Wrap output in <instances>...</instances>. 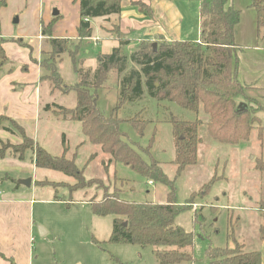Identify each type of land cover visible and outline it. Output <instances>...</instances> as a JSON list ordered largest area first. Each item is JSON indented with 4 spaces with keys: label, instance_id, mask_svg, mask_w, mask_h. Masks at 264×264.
<instances>
[{
    "label": "rangeland",
    "instance_id": "obj_1",
    "mask_svg": "<svg viewBox=\"0 0 264 264\" xmlns=\"http://www.w3.org/2000/svg\"><path fill=\"white\" fill-rule=\"evenodd\" d=\"M229 1L240 13L239 22L243 15L240 27L249 31L250 16L246 10L256 13L251 6L252 0L249 4L247 0ZM200 3V0L184 1L186 20L198 15ZM255 19L259 43L264 44V28L257 29V16ZM107 27L111 34L115 24ZM234 42L236 53L246 50L237 34ZM137 46L136 41H130L121 48L122 55L129 57ZM68 48L73 51L74 46L69 44ZM95 50L92 43H82L78 58L87 62ZM64 55L62 61L55 60L63 85L42 81V103L37 117L39 146L52 156H60L65 149V157L74 158L81 178L76 180L60 172L38 169L37 179L47 181L51 188H43L45 190L40 195L44 194L39 199L51 195L64 204L36 205V210L41 211L40 227L47 231V235L41 237L37 232L33 243V264H159L151 247L105 243L113 218L95 216L87 202L100 201L104 194L114 192L119 193L124 201L166 204L171 200L183 208L174 223L192 234L193 261L179 264H208L206 251L209 248H232L234 239L243 243L245 250L258 248L255 236L264 224V175L256 165L264 161V90L246 88L245 100L237 99L238 106L249 108L258 117L255 118L258 122L253 123L249 137L234 146L213 140L203 123L206 117L199 111L202 125L198 127L197 161L182 172L172 163L175 149L170 118L191 122L195 115L174 103L152 99L146 92L141 99L124 104L117 112L119 131L145 164L158 163L170 183L164 185L151 181L152 184L148 185L137 171L122 163H111L110 156L83 135L79 122L56 119L52 112L45 110L46 105H49V111L54 110L52 105L75 106V95L68 92L76 83L75 63ZM45 58L42 56L41 61ZM133 68L135 66L128 63L127 70ZM45 74L43 70V76ZM112 78L106 88L97 93V108L106 117L112 114L119 94ZM31 154L26 152L23 161L32 162Z\"/></svg>",
    "mask_w": 264,
    "mask_h": 264
},
{
    "label": "trees",
    "instance_id": "obj_2",
    "mask_svg": "<svg viewBox=\"0 0 264 264\" xmlns=\"http://www.w3.org/2000/svg\"><path fill=\"white\" fill-rule=\"evenodd\" d=\"M74 1L79 5L78 42L74 45L68 39L48 40L49 49L42 53L43 57L46 56L41 61L46 73L42 80L63 85L55 60L67 54L75 63L76 83L68 89L75 95V106L67 108L52 105V115L63 121L79 122L83 135L98 146L102 153L109 155L111 163L130 167L148 182L170 184L158 163L145 164L118 129L117 112L124 104L141 99L145 92L152 99L174 103L195 115V120L191 122L170 118L175 149L172 163L179 172L196 164L200 143L198 127L202 125L198 114L201 109L206 117L203 123L213 140L234 146L249 137L258 117L249 108L239 107L237 103L238 98L245 100V89L250 87L242 85L237 78L238 59L234 37L240 13L229 4V0H200L199 41H164L156 44L155 52L152 43L142 41L129 57L122 55L121 48L129 45V41L121 36L115 24L110 35L117 39L118 47L107 54L98 53L95 69L84 68L76 61L79 45L92 37L91 21L118 16L124 1H129L139 12L149 15V3L152 0ZM4 3L5 0H1L0 6ZM251 6L257 15V29L264 28V0H252ZM51 26L52 23L41 30L43 36L49 35ZM69 44H73V51L68 48ZM5 61L0 47V66ZM128 63L135 68L127 70ZM111 78L119 94L112 114L106 117L97 108V93L106 88ZM48 106L45 107L47 111ZM0 130L21 139L19 144L1 141L0 158L11 156L23 161L25 153L30 151L31 161L37 169L60 172L76 180L81 178L74 158L65 157V149L60 156H52L29 138L15 121L4 115H0ZM256 169L264 175V161L257 164ZM41 184L48 185L38 182V185ZM90 207L95 216L113 218L107 243L151 247L159 264L192 263L193 236L175 225L176 216L183 211L175 202L169 200L166 204H139L124 201L120 199L119 193L114 192L104 194L100 201L92 200ZM259 235L264 242V224L259 228ZM233 242L232 248H209L206 251L208 264H261L260 252L245 250L244 244L235 239ZM0 257L9 264H15L3 255Z\"/></svg>",
    "mask_w": 264,
    "mask_h": 264
},
{
    "label": "crops",
    "instance_id": "obj_3",
    "mask_svg": "<svg viewBox=\"0 0 264 264\" xmlns=\"http://www.w3.org/2000/svg\"><path fill=\"white\" fill-rule=\"evenodd\" d=\"M184 1L152 0L149 15L139 12L129 1L122 2L118 16L91 21L92 37L83 43H92L97 50L87 62L78 58L77 54V64L95 69L98 53L107 54L118 47L117 39L110 35L107 27L111 23L118 26L125 40H134L138 44L142 41L152 44L164 41L198 42L199 12L186 20ZM229 4L233 7L230 1ZM246 11L250 16L249 31L240 27L242 14L235 29L238 41L246 48L242 53H237V78L242 85L261 91L264 90V44L259 43L256 33V13ZM50 23L49 35L43 36L41 30ZM78 25L79 5L74 0H5L4 5L0 6V47L6 57L5 63L0 66V115L15 121L37 145L40 141L37 117L42 103V53L49 49V39H68L75 45L78 42ZM245 32L248 33L245 35ZM80 47L81 44L78 53ZM64 56L70 58L67 54ZM1 141L21 143L19 137L2 130ZM37 171L32 162L26 163L11 156L0 158V255L13 260L15 264H33V243L37 239V232L41 237L47 235V231L40 227L41 211L36 210V205L64 204L51 195L39 199L44 194L40 195L45 190L43 188L50 187L38 185V182L47 181L38 180ZM25 178H31L30 187L17 183L18 179ZM87 203L90 205V202ZM255 238L259 246L250 249L260 252L261 264H264V242L260 239L259 229ZM0 264L9 263L0 257Z\"/></svg>",
    "mask_w": 264,
    "mask_h": 264
},
{
    "label": "water",
    "instance_id": "obj_4",
    "mask_svg": "<svg viewBox=\"0 0 264 264\" xmlns=\"http://www.w3.org/2000/svg\"><path fill=\"white\" fill-rule=\"evenodd\" d=\"M55 14L56 13H54V15ZM156 47H157L156 43H153L152 44V48H153V51L154 52L156 51ZM17 183L18 184H21L23 186H26V187H30V185H31V179L28 178V179H25V180H18ZM124 226H125V224H124Z\"/></svg>",
    "mask_w": 264,
    "mask_h": 264
},
{
    "label": "built area",
    "instance_id": "obj_5",
    "mask_svg": "<svg viewBox=\"0 0 264 264\" xmlns=\"http://www.w3.org/2000/svg\"><path fill=\"white\" fill-rule=\"evenodd\" d=\"M149 183V185H151L152 184V182H148Z\"/></svg>",
    "mask_w": 264,
    "mask_h": 264
}]
</instances>
